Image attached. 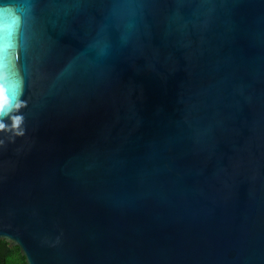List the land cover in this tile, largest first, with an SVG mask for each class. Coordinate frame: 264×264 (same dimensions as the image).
Returning <instances> with one entry per match:
<instances>
[{
  "label": "water",
  "instance_id": "water-1",
  "mask_svg": "<svg viewBox=\"0 0 264 264\" xmlns=\"http://www.w3.org/2000/svg\"><path fill=\"white\" fill-rule=\"evenodd\" d=\"M0 123L28 264H264V0H0Z\"/></svg>",
  "mask_w": 264,
  "mask_h": 264
},
{
  "label": "trees",
  "instance_id": "trees-1",
  "mask_svg": "<svg viewBox=\"0 0 264 264\" xmlns=\"http://www.w3.org/2000/svg\"><path fill=\"white\" fill-rule=\"evenodd\" d=\"M0 264H28V262L19 245H10L7 240L0 239Z\"/></svg>",
  "mask_w": 264,
  "mask_h": 264
},
{
  "label": "snow or ice",
  "instance_id": "snow-or-ice-1",
  "mask_svg": "<svg viewBox=\"0 0 264 264\" xmlns=\"http://www.w3.org/2000/svg\"><path fill=\"white\" fill-rule=\"evenodd\" d=\"M0 127H2V128H3V127H4V125H3L2 123H0Z\"/></svg>",
  "mask_w": 264,
  "mask_h": 264
},
{
  "label": "clouds",
  "instance_id": "clouds-1",
  "mask_svg": "<svg viewBox=\"0 0 264 264\" xmlns=\"http://www.w3.org/2000/svg\"><path fill=\"white\" fill-rule=\"evenodd\" d=\"M0 129H2V127H0Z\"/></svg>",
  "mask_w": 264,
  "mask_h": 264
}]
</instances>
